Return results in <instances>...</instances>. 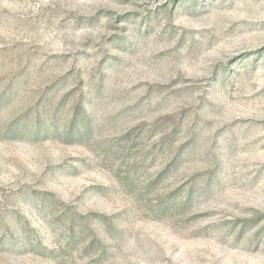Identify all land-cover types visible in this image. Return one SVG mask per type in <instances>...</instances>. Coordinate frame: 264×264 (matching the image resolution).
Returning <instances> with one entry per match:
<instances>
[{
	"label": "rangeland",
	"instance_id": "374dc122",
	"mask_svg": "<svg viewBox=\"0 0 264 264\" xmlns=\"http://www.w3.org/2000/svg\"><path fill=\"white\" fill-rule=\"evenodd\" d=\"M0 264H264V0H0Z\"/></svg>",
	"mask_w": 264,
	"mask_h": 264
}]
</instances>
